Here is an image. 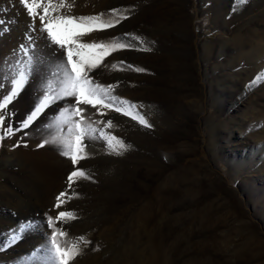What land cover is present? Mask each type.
Listing matches in <instances>:
<instances>
[{"label":"rangeland","instance_id":"rangeland-1","mask_svg":"<svg viewBox=\"0 0 264 264\" xmlns=\"http://www.w3.org/2000/svg\"><path fill=\"white\" fill-rule=\"evenodd\" d=\"M85 4L104 20L118 19L112 9L129 18L82 36V42L110 43L130 33L140 38H127L137 48L151 49L114 51L90 73L101 85H118L112 94L137 105L150 127L88 107L84 115L90 121L105 122L94 126L128 149L110 154L102 140L86 139L88 158L75 166L59 146L67 126L47 124L59 116L64 101L6 137L0 143V211L14 218L13 226L0 227V264H54L47 218L55 221L59 211L76 219L55 223L67 233L58 241L90 242L80 243L81 253L70 264H264V0ZM20 6V0H0V63H26L19 48L29 44L26 35L34 37L29 55L42 70L37 68L38 75L12 102L23 97L31 103L23 121L42 82L44 90L60 87L54 61L61 50L46 43L39 15L36 30H30L32 18ZM10 71L7 64L0 69ZM109 119L114 128H106ZM8 123L5 119L4 127ZM46 139L49 143L38 147ZM33 152L61 172L39 171ZM78 168L90 178H74L69 188L67 178ZM61 193L67 195L56 208ZM29 222L32 229L10 244V236Z\"/></svg>","mask_w":264,"mask_h":264},{"label":"snow or ice","instance_id":"snow-or-ice-1","mask_svg":"<svg viewBox=\"0 0 264 264\" xmlns=\"http://www.w3.org/2000/svg\"><path fill=\"white\" fill-rule=\"evenodd\" d=\"M20 4L32 18V23L29 25L30 30H36L35 18L39 15L42 25L40 31L46 33V43L50 47H53L54 50L56 48L61 50L60 58L54 61L57 65V74L61 76L59 81L60 87L56 90H52L51 88L44 90L42 82L41 94L38 95L37 103L34 105L33 110L17 127L14 128L12 126L11 117L13 113L8 108V105L18 97L29 80L33 76L38 75L37 68L40 67L42 70V66L34 60L32 55H29L30 49L35 47L34 37L31 34L26 35L29 44L21 45L19 48V51L28 57L26 63H21L20 61H17L15 65L8 64L7 62L0 63V69L6 64L11 69L10 73L0 72V91H3L5 87L8 89L3 95H0V110H3L0 113V129H2L0 143L6 137L14 135L15 132L28 129L46 109L60 101H64V105L58 109V127L63 129L65 125L67 126V134L59 141L63 156L68 157L74 166L79 164L81 159L88 158V153L86 152L87 144H85L86 139L102 140L110 154L122 155L124 151H127L128 145L124 144L115 135L94 126V124L100 125L105 122L99 120L90 121L89 117L84 115L88 107L96 109V114L98 115H106L104 110L108 109L131 117L141 125L147 127H150V125L144 115L138 111L137 105L112 94L114 88L118 85H101L93 80L90 73L99 67L107 55H110L114 51L133 48L151 51V49L142 46L137 48L127 38L132 37V39L137 41H140V38L133 37L130 33H125L123 40L121 38H114L110 43L103 41L84 43L81 41L80 38L88 33L116 27L122 20L128 19L129 17L123 14L120 9L110 10L111 15L118 17V19L104 20L103 13L87 17L64 15L60 11L66 7L64 0H61L59 4H54L53 0H47L46 3L45 0H20ZM41 8L42 14L38 12ZM0 31H3V29H0ZM119 64L123 65L124 61H120ZM112 67L116 68L118 65L114 64ZM128 67L133 68L131 65H128ZM134 70L144 71L140 68H135ZM257 79H261V77H257ZM73 99L74 103H70L69 101ZM5 119L9 120L7 127H4ZM106 128H114L112 120L109 119L106 122ZM47 143H49V140L46 139L38 147H44ZM52 143H57L55 138L52 140ZM19 146L20 144L13 145V147ZM74 178L89 179L90 177L82 168L72 171L67 178L69 188L75 182ZM66 195V193H61L57 197L56 208H60ZM66 219H76V216L69 211H59L55 221L51 216L47 218V226L53 228L48 250L51 253L49 259L54 264H70V261L74 260L81 253L80 243H90L84 237H79L70 245H62L58 241V236L65 237L67 233L62 229L56 228L55 223ZM32 227L31 222L22 226L16 233L10 236L9 243L14 244L20 239V234L31 230Z\"/></svg>","mask_w":264,"mask_h":264},{"label":"bare ground","instance_id":"bare-ground-1","mask_svg":"<svg viewBox=\"0 0 264 264\" xmlns=\"http://www.w3.org/2000/svg\"><path fill=\"white\" fill-rule=\"evenodd\" d=\"M47 0H45V3ZM61 0H53L54 4H59ZM86 0H64V3L66 4V7L61 9L60 11L64 15H70V16H76V17H87V16H95V10L87 8L85 4ZM19 6V5H18ZM70 6V7H69ZM21 8V6H20ZM24 10V9H23ZM41 11V10H40ZM24 14V13H23ZM26 17V16H25ZM38 17V16H37ZM7 91V90H6ZM3 94V93H2ZM23 98V97H22ZM22 98L18 99L14 103H11L8 105L9 109H15L12 112H15V118L17 120V125L20 124V121L23 119L25 113L27 112V108L30 106L31 103L26 102L25 100H22ZM30 98V97H29ZM34 98V97H33ZM36 98V97H35ZM32 99V98H31ZM27 100V99H26ZM34 100V99H33ZM24 101V102H22ZM29 101V100H28ZM15 123V122H14ZM48 125L57 127L58 125V117L54 118L50 121L47 122ZM53 129V128H52ZM39 153L33 152V164L34 166L41 172L49 173V174H58L61 171L57 170L56 168H52L50 166V163L44 159V157L41 159L40 156H38ZM51 157V156H50ZM4 158V157H3ZM6 158V157H5ZM9 158V157H8ZM6 158V159H8ZM47 158V157H46ZM4 159V160H6ZM3 160V159H2ZM53 162V161H52ZM9 166V165H8ZM37 170V171H38ZM32 185V184H31ZM30 191V190H29ZM22 194V193H21ZM15 196V195H14ZM3 197V196H2ZM4 201V200H3ZM26 204V203H25ZM21 208V207H20ZM35 209V208H34ZM6 213L0 211V227L7 226V225H12L13 224V218L10 216H7ZM13 226V225H12ZM33 241V240H32ZM40 241V240H39ZM35 242H37L35 240ZM28 243V242H27ZM34 243V242H33ZM27 245V244H25ZM29 245V244H28ZM48 263V262H47ZM46 263V264H47ZM52 263V262H51Z\"/></svg>","mask_w":264,"mask_h":264}]
</instances>
